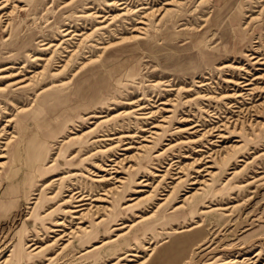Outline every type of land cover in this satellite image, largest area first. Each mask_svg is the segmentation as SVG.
<instances>
[{
    "label": "rangeland",
    "instance_id": "374dc122",
    "mask_svg": "<svg viewBox=\"0 0 264 264\" xmlns=\"http://www.w3.org/2000/svg\"><path fill=\"white\" fill-rule=\"evenodd\" d=\"M3 68L0 264H264V0H11Z\"/></svg>",
    "mask_w": 264,
    "mask_h": 264
},
{
    "label": "bare ground",
    "instance_id": "6f19581e",
    "mask_svg": "<svg viewBox=\"0 0 264 264\" xmlns=\"http://www.w3.org/2000/svg\"><path fill=\"white\" fill-rule=\"evenodd\" d=\"M10 1L11 0H0V11L1 10H4L6 7H7V5L10 3ZM26 8V7H25ZM21 9V8H20ZM136 30H141L142 29V27H138V28H135ZM135 37H138V35H134ZM4 69H6V68H3V69H1L0 71H2V70H4ZM8 75V74H7ZM16 75V74H15ZM3 77H8V76H3ZM25 79H27V80H29L30 78H23V79H21V80H18V81H11V82H9L7 85H13V84H16V83H21V82H25V81H27V80H25ZM31 82V81H30ZM245 85H249V83L247 84H245ZM21 86H24V85H21ZM0 90L1 91H3V90H6V88H5V86H2V87H0ZM83 200H84V198H80L79 200H77V202H79L76 206L78 207V209H76L75 211H79V210H83L84 208H83V206L84 205H86L87 203L86 202H83Z\"/></svg>",
    "mask_w": 264,
    "mask_h": 264
}]
</instances>
